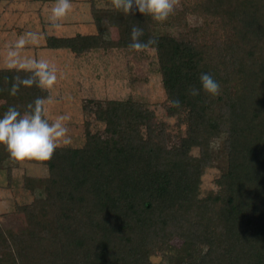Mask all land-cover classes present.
<instances>
[{
    "label": "trees",
    "instance_id": "16d2710c",
    "mask_svg": "<svg viewBox=\"0 0 264 264\" xmlns=\"http://www.w3.org/2000/svg\"><path fill=\"white\" fill-rule=\"evenodd\" d=\"M180 2L162 26L187 14L200 25L161 32V22L135 9L92 5L96 32L46 34L45 47L80 56L133 49L131 28L142 27L141 41L155 39L144 48L156 52L167 113L185 130L170 139L154 110L131 97L97 101L101 132L86 122L82 145L58 146L46 161L25 159L48 174L42 195L15 206L25 229L0 223V264H264V0ZM106 25L118 27V39L105 37ZM35 71L0 68V114L10 106L31 112L50 97ZM201 72L219 81L218 96L188 94ZM28 78L32 84L22 83ZM8 156L0 145V169ZM215 165L216 187L202 194ZM170 245L187 250L185 262L152 259Z\"/></svg>",
    "mask_w": 264,
    "mask_h": 264
},
{
    "label": "rangeland",
    "instance_id": "374dc122",
    "mask_svg": "<svg viewBox=\"0 0 264 264\" xmlns=\"http://www.w3.org/2000/svg\"><path fill=\"white\" fill-rule=\"evenodd\" d=\"M17 2L18 0H0V42H3L5 46H8L9 43H17L21 36L29 37L26 32L18 37L19 33L16 29L18 27L12 29L13 25L18 26L15 24L18 12L14 8H24L23 16L28 15L30 11L34 12V15L31 13L33 15L31 22H28L31 24V29L34 28L31 36L33 40L38 37V33L35 32L38 23L50 15L48 9L45 17L44 14L38 16V12L31 9L36 8L35 3L18 4ZM71 5L69 13L75 14L68 13V16L66 15V18L60 21L66 22L70 18L69 20L79 22L81 24L79 28L86 33H93L97 30L92 16V5L102 10L114 12L118 10L115 0H71ZM180 6V0H175L174 9ZM104 16L109 21L108 16ZM186 16L187 18H184L183 21L172 20L165 26H162L161 22V26L158 25L157 29L161 32L176 34L180 33L181 29L184 30L185 24L193 27L202 23L198 16L189 14ZM21 18L20 16L19 19L21 20ZM153 27L155 28L154 25ZM79 28L75 25L67 28L56 27L52 32L60 35L74 34L73 32ZM62 29L63 31H61ZM104 35L107 39H118V27L106 25ZM6 50L5 48L4 51ZM37 52L40 55V60L47 61L49 67L54 68L56 73L55 82L51 86H44L50 92V97L43 102L45 116L50 123L60 115L70 116V119L65 121L69 130L68 135L71 136V143L68 145L78 146L84 143L86 122L90 123L92 132H101L104 129L105 123L98 120L94 114L97 101L105 104L110 99H126L128 97L146 103L150 109L154 110L156 120L166 123L170 139L180 131L183 134L185 127L179 128L177 118L169 116L165 108L166 96L156 52L153 48H98L80 56H76L69 49L56 50L54 53L51 51L42 53L40 50ZM27 59L36 61L33 55L28 56ZM86 106L89 109H86ZM59 146L66 145L60 144ZM194 152L197 153V149ZM220 172L221 165L206 169L202 181V194L216 187L214 179ZM47 174V167L43 164L29 162L25 159L17 160L8 156L6 166L0 169V223L7 231L20 232L25 229L22 216L14 210L15 206L31 202L35 196L42 195L43 180ZM186 251L183 247L170 245L166 247L162 255H154L152 259L172 263L185 262Z\"/></svg>",
    "mask_w": 264,
    "mask_h": 264
},
{
    "label": "clouds",
    "instance_id": "9594fccd",
    "mask_svg": "<svg viewBox=\"0 0 264 264\" xmlns=\"http://www.w3.org/2000/svg\"><path fill=\"white\" fill-rule=\"evenodd\" d=\"M115 6L129 14L135 9L141 14L150 15L157 22L165 21L174 12L175 0H115ZM71 0H57L52 9V19L58 20L68 14L71 10ZM144 30L139 25H133L130 36L129 47L140 49L154 44L155 39L150 38L147 42L141 41L140 37ZM24 38L17 41V47L24 44ZM15 55V53H11ZM25 65L35 67V76L39 77L42 86H51L56 80L54 68H50L47 61L28 60ZM200 86H190L187 91L191 96H197L201 90L211 97H216L221 92V86L214 76L209 72H201L199 75ZM24 84H32L31 78L22 81ZM16 85L13 86V93ZM172 103L180 106L178 99ZM36 107L28 113L22 114L15 106H10L3 114H0V145H3L11 157L17 160L36 159L49 160L56 148L60 145L71 143L68 135V127L65 121L70 119L68 115H60L55 121L49 122L42 116L43 100L35 101Z\"/></svg>",
    "mask_w": 264,
    "mask_h": 264
},
{
    "label": "crops",
    "instance_id": "0c3cea01",
    "mask_svg": "<svg viewBox=\"0 0 264 264\" xmlns=\"http://www.w3.org/2000/svg\"><path fill=\"white\" fill-rule=\"evenodd\" d=\"M21 1V2H20ZM19 3H30V4H34L36 5V8H31L34 9L33 11L38 12L37 15L39 16L40 14L43 15L44 17L49 9L50 15L48 17L44 19H41V22L38 23V27H36L35 32L38 33V37L35 38L33 40L32 33L34 32V28L31 29V24H28V22H31V19L34 15V12L30 11V13L27 15H22V12L25 11L24 8H14L16 10V12H18V17H17V22L13 25L14 27L12 29H14L15 27L18 30V37H20V35H22L23 33H27L29 35L26 36H21L24 38V44L17 47V43L13 42V43H9L8 46H5L3 44V42H0V68H8V67H20V68H35V67H29L27 65H25V62L28 61L27 57L33 55L34 58L38 59V61H40V55L37 52L38 50L42 51V53H44L45 51L47 52H55L56 50H62L65 48H47L45 47V39H46V34H50V35H56V36H72L78 33H85L86 32H82L83 30H81V28H79V26L81 27V24L79 22H74L73 20H69L67 19L66 22L60 21L62 19H65L66 16L59 18L58 20H53L52 17V9L53 7H55L57 0H18L17 2ZM18 10V11H17ZM30 10V9H29ZM31 13L33 15H31ZM69 13V12H68ZM72 13V12H71ZM69 13L70 15H73ZM20 14V15H19ZM22 17L21 20L19 19V17ZM68 16V15H67ZM47 21V23H46ZM27 22V23H25ZM23 23V24H22ZM71 25H75L78 26L79 30H76V32H73L74 34H65V35H60V34H56L55 32H52V30H54L53 28L56 27H62V28H67ZM64 26V27H63ZM28 27V28H26ZM38 28V29H37ZM49 30V31H48ZM63 31V29L61 30ZM69 31V30H68ZM1 38V37H0ZM32 38V39H31ZM1 41V40H0ZM4 46V47H2ZM7 49L6 51H4V49ZM30 52V53H29ZM11 53H15V55H12Z\"/></svg>",
    "mask_w": 264,
    "mask_h": 264
}]
</instances>
